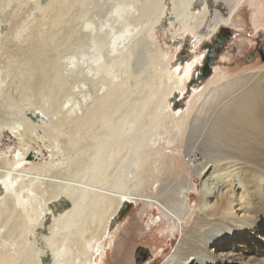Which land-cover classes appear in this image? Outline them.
Returning a JSON list of instances; mask_svg holds the SVG:
<instances>
[{
	"label": "bare ground",
	"instance_id": "obj_1",
	"mask_svg": "<svg viewBox=\"0 0 264 264\" xmlns=\"http://www.w3.org/2000/svg\"><path fill=\"white\" fill-rule=\"evenodd\" d=\"M194 1L186 0L181 9L180 0H145L143 6H139L140 14L138 12L136 19L147 23L154 19V24L166 23L170 30L180 25L183 36L193 35L195 48L201 39L210 38L225 25L245 0H216L214 9L205 5L199 13L187 8ZM95 2L0 0V138L5 130H11L22 140L41 139L50 155L46 157L41 146L28 145L23 146L14 162L7 158L0 160V264H97L106 253L104 239L114 233L111 226L118 223L119 212L133 200L155 206L164 217L176 225L182 224L189 213L188 195H166L162 193L163 186L157 193L145 194L137 187L161 176L160 171L154 170L157 160L153 157H161L163 149L152 152L148 147L139 158L134 146L127 159L112 160L121 150L118 135L123 134L119 128L127 123L124 121L126 113L132 115L129 137L135 141L149 139L152 133L148 126L157 118L168 120L162 140L173 143L183 135L186 154L196 155L189 162L190 169L202 181L197 217L173 252L160 264L229 263V253L215 255L216 244L225 235L234 236L240 222L250 220L248 216L240 218L236 209L250 213L251 202L264 197V68H252L234 76L214 70L207 80V94L197 108L194 105L198 91L192 87L194 97L192 95L189 110L194 109L195 113L189 120L183 110H173L174 103L168 102L176 92L185 95L192 76L190 61L178 65L182 77L175 75L171 62L179 50L176 47L175 54L166 59L162 68L166 78L164 90L161 91L152 78L139 89L142 106L148 108L150 115L161 104L169 112L163 117H159L160 114L149 116L148 124L133 110L136 102L129 108L125 106L124 100L130 96L128 88L125 84L124 88L122 84L119 86L113 66L107 68L106 74L99 75L102 59L108 58L102 49L95 50L83 67H74L78 57L85 55L84 43L88 38L99 41L98 35L85 30L89 23L84 25L81 21L86 16L82 18V14L89 12ZM128 2L131 1L125 0V6ZM121 4L124 5L122 1ZM157 8L160 14L155 16ZM32 9H38L39 14L35 11L33 16ZM129 27L123 31L126 34H114L112 42L124 38L120 41L123 43L131 37L133 29ZM134 39L137 38H131L132 46H124L133 47ZM69 42L81 47L77 49L82 52L65 55L64 45ZM153 62L147 69L153 67ZM93 66L96 71H92ZM89 73L98 77L92 78L91 83L100 86L95 93L92 91L85 107L80 106L82 112L77 110L79 113H76L74 108L69 109L70 105L66 108V103L76 91H73L75 83L86 81ZM17 90L23 93H20L24 96L20 97L22 101L14 95ZM155 95L157 99L153 101ZM167 95L170 96L167 98ZM16 101L23 106L21 111L15 108L16 113L20 112L18 116H14L15 110L13 108L12 112L10 107ZM202 113L205 116H201ZM43 131L48 132L43 134ZM54 138L57 141H53ZM188 189L191 186L184 185L179 191ZM176 202L180 207L174 210ZM37 205L40 206L38 213L31 211ZM215 216L218 217L214 219ZM28 233H34V241L27 239ZM5 243L9 245L7 248L1 245Z\"/></svg>",
	"mask_w": 264,
	"mask_h": 264
},
{
	"label": "rangeland",
	"instance_id": "obj_2",
	"mask_svg": "<svg viewBox=\"0 0 264 264\" xmlns=\"http://www.w3.org/2000/svg\"><path fill=\"white\" fill-rule=\"evenodd\" d=\"M95 1L96 2L91 5L92 11L90 10L89 11L90 13L89 12L83 13L81 17L84 18L83 16L85 14L86 16L84 19L81 18L80 19L81 21L84 22V25L86 24V22L89 23V25L90 23L92 24L90 25V27L89 25L86 26V28L88 27V29L85 28V30L93 33L92 34L93 36L98 35L99 41L96 40L97 43L95 41L94 43L92 41L94 38L93 36H91L93 37L91 38V41H89L90 37L88 38V41L84 43V48L86 47L85 55H82L83 57L82 56L78 57L79 59L76 60L77 65H75L74 67L75 68L83 67L86 63V62L84 63V61H86L87 58H89L94 52L102 49L101 52L103 53V55L104 54L108 55V58L102 59V65H103L102 67L96 66L98 67V71H100L99 75L106 74L107 68L110 69V67L113 66L117 76L115 80L119 83V86L120 84H122L121 85L122 88H124L123 87L124 84L128 86V87L126 86V88H128L127 93L130 96L127 97V100H124L125 101L124 104L127 103L125 104V106L129 108L133 102H136L133 110H137L140 120L141 121L143 120V122L145 121L148 124L151 121L149 119L150 118L149 116H153V115L159 116L158 114H160L159 117H163L164 115L169 113L167 108L165 106L163 107V105L161 104L158 106V108L155 109L154 114L150 115L148 108L142 106L143 99L141 97L139 98V96H141L140 90L142 89L143 86H146L148 84L149 79L151 78L154 81V83L160 85L161 91L164 90L166 78H164L162 74L163 72L162 68L165 67L166 59L169 58V56L171 57L172 55L175 54L176 47H179L178 48L179 50L176 53V57H174L173 61L171 62L172 64L171 66L176 71L175 75L180 77L183 76L181 69H179L180 67H178V65L179 64L181 65L182 62L180 61L177 63L176 61L178 58L177 56H179V52H181L185 43H187L186 48L188 49L189 52V55L187 58H185V61L188 60L192 62L193 64L192 65L193 68L191 70V75H192V71L196 70L197 66L201 62L200 60H202L203 58L202 54L203 52H205L202 48L204 44L203 42H205V40L209 41L211 38L201 39V42L194 48V43H193L194 38H192L193 35L187 33L185 34L186 36L185 35L183 36L180 25L175 26L173 27L174 28L173 30H170L169 28H167V25L165 26L166 23L160 22L159 24L156 23L154 24V19L153 21L151 19V21L148 23L140 19L137 20L136 18L140 14V9H141L140 7L143 6L145 0H129L131 2L126 3L127 4L126 6H125V0H112V1L108 0L110 1L109 3H107L106 0H100V2H98L99 0H95ZM102 1L105 2L104 5L101 4ZM121 1L122 3H124L123 5L124 8L121 4ZM132 1H134L135 4L132 3ZM263 2L264 0H245L241 4L242 6L240 5L241 7L240 6L237 7L236 11L233 13L234 15L232 14L231 19H229L228 22L225 25H223V26H228V29L232 32L231 33L232 35L231 38L228 40L224 49L221 51L219 59L215 62L214 70L225 71L228 73V75L234 76L239 73L243 74L242 72L245 73L248 70H253L252 68L254 69L264 68V58H261V56L256 53V49H254L256 47V38L264 37V3ZM101 5L104 6V8L102 7L104 12L102 8H100ZM158 9L159 8L155 10V16H158L160 14ZM34 10L36 12L33 11V9L31 10L33 16H35L34 15L35 13L36 15H38L39 10L38 9L37 10L34 9ZM118 14L119 16H117ZM127 23L130 25L129 28L133 29V31L130 32L132 33L131 37L124 40L123 43H120V41L123 40L124 38L118 39L115 43L112 42L111 38L114 34L116 35L126 34V32L123 33V31L125 30V27L129 26ZM90 28L92 30L89 31ZM260 32H262L263 35ZM133 37L137 38L134 39V46H133L134 48L128 47L131 45L132 43L131 38ZM69 43L67 45H64L65 51H67L64 52L65 55L66 53L68 54L72 53L71 55L73 56L74 54H78L82 52L80 51L81 47H79L77 44L73 42H69ZM92 43L95 44L98 47V49L97 47L95 48ZM125 44H127L128 46L125 47L124 46ZM77 48H79L80 50H78ZM129 48L130 49L132 48L133 51L129 50ZM72 49H74V51H72ZM249 52H253L254 56H250ZM65 58L66 60L65 59L63 60L67 61L68 57L65 56ZM83 58H85V60ZM151 58H154L153 60H155V63L153 62V60H151ZM151 61L154 63V65L151 69H147ZM69 65L71 66L70 63ZM92 71H96L94 66ZM92 78L98 79V77H94L92 73H89V76L87 77L86 81L84 82L78 81L80 83L78 82L75 83L76 85L75 87L77 88L74 87L73 91L74 90L76 91H74V93L71 94L70 97H68L69 100L66 103V106L67 105L68 106L66 108H69L70 105L71 107L69 109L74 108L76 113H79V111L80 113L82 112L81 107L82 108L85 107V105L91 100V94L95 93L100 86V84H95V85L92 84L91 83ZM118 83H114V85H118ZM208 84L209 83L207 82L206 79L205 81L200 82L198 85L195 86L199 94V95L197 94V96L195 97L196 99L195 101L197 102L194 106L196 108L200 105L205 94H207ZM99 92L101 91L99 90ZM20 93L23 94L20 90H17L16 92V94L18 95L17 97L14 91V95L16 99L18 98V101L19 100L22 101L21 98L24 97L23 95L20 96L21 95ZM85 95L86 98L84 99ZM88 95L90 98H88ZM192 95L194 97L193 92L192 91L188 92L187 90L184 95L185 104L179 107H174V105H172L173 110H177V109L183 110L189 120L191 118L190 116L191 115L193 116L195 113L194 109L193 111L189 110L190 109L189 103L192 101ZM169 96L170 95H167V98ZM156 99H157V95L152 97L153 101ZM18 101H16L14 105L10 106L12 110L13 108L14 110L15 108H17L16 110L21 111L23 106L20 105ZM71 101H73L72 102L73 105L75 103V106H78L77 109H75L76 108L75 106H72ZM86 101L88 102L86 103ZM170 101L171 98L169 97L168 102ZM78 103H80L81 105ZM18 105L21 108H19ZM79 107L80 109H78ZM14 110L12 112H14ZM16 110L14 112V116H18L17 113H20L19 111H17L16 113ZM125 116L127 117L124 121L127 120V123L124 122L123 123L124 126L122 125V128H119V130H121L123 134L118 135L119 136L118 144L121 150L115 153V156H113L112 160L116 161L118 158L121 159L123 157L124 159L125 158L127 159L130 154L129 152L131 147L134 146H135L134 148H136L139 152V156H138L139 158L145 153L148 147L150 148V150H152V152H156L163 149L161 150L163 151L162 152L163 155L161 157L159 158L153 157L154 159L157 160L154 170L160 171L161 176H159V178L156 177L155 179L146 181L145 183L137 187L139 190L142 191V193L145 194L157 193L161 186L164 187L162 193L166 195L169 194L170 196L172 195L171 193H174L172 197L175 195L178 196L180 194L181 196H183V194L185 193L189 197L188 204L186 205L189 213L186 215L182 224L179 225L177 223L176 225V223H173L172 220L164 217L161 211L158 210L155 206H148L141 200L138 202H135V200L131 201V206L128 207L121 216L120 215L118 216V223L117 224L113 223V226H111V229L113 230L114 233L111 234L112 235L111 238L109 237V239L108 238L104 239V244L106 245V253H104L102 258L100 256V258L97 260V264H138V262H140V264H160L166 258L167 255L173 252L175 247L179 244L186 229L193 224L192 222H194L195 217H197L196 214L200 202V190L202 187L201 184L202 181L190 169L189 166L190 165L189 162H191L192 158L194 159L196 155L191 154L188 156L186 154L187 145L183 142V135H182V139L181 136L175 138L173 143L172 142L168 143L169 141L168 139L167 141L162 140L163 130L168 128V123H169L168 120L164 118L162 119L157 118V120L154 123L148 126V131H151L152 133L151 136L147 141L142 142V140L135 141L133 138L129 137V134L131 133V129H132L133 120L130 117L132 116L131 113H126ZM201 116H205V115L202 113ZM188 119H186V122ZM165 123L167 127L164 128ZM47 132L48 131L45 132L43 131L42 133L45 134ZM30 139L26 138L25 140H22L14 133L12 134L11 130H5L4 134L0 138V160L2 158H7L9 161L14 162L13 159L17 156V154L23 150L22 148L28 145H32V147L35 148H39L41 146L43 151L46 153V157L50 156L49 152L44 148L43 140L41 139L30 140ZM55 139L57 138H54L53 141H57ZM157 139L160 142L157 143L158 141ZM122 144L123 146H121ZM71 153L72 155L75 154L74 149L71 150ZM36 161L37 160H35V162ZM109 180H111L110 177ZM184 185L191 186V189H188L186 191L183 190V192L181 193L179 191V188L183 187ZM34 202L36 203V201ZM41 203L42 201H40L39 205ZM177 203L178 202L174 204V210L179 209L180 207L179 204ZM251 203H252V211L250 213L248 212L246 213L244 212V210L236 209L238 211V216L240 218H244L248 216L251 217L250 220L240 222L237 225L239 229H237L234 232L235 233L234 236L225 235L222 238V240L219 241L215 246L216 247L214 251L215 255L225 256L227 253H229L227 254V256L228 259L232 262L229 261V263L226 262L224 264H264V197L259 198ZM39 205L34 207L35 210L34 208H32L31 211H35L36 213H38V211L40 210ZM217 217L218 216H215L214 219H216ZM11 222L12 221H10V223ZM206 225L208 226V224ZM37 233L40 234L39 232ZM33 234L34 233L32 234L28 233L27 235L28 237L27 239L30 242L31 240L34 241ZM0 236L2 235L0 234ZM1 245L4 248L6 246L7 247L9 246L7 243ZM14 249L16 248L13 247V250ZM122 254H124L125 256Z\"/></svg>",
	"mask_w": 264,
	"mask_h": 264
},
{
	"label": "flooded vegetation",
	"instance_id": "obj_3",
	"mask_svg": "<svg viewBox=\"0 0 264 264\" xmlns=\"http://www.w3.org/2000/svg\"><path fill=\"white\" fill-rule=\"evenodd\" d=\"M232 32L228 29V26H221L210 38V40H205V42H203V50L205 52H203V58L200 62V64L197 66L196 70L192 72V80L190 79V81L188 82L189 84H187V90L188 92H191L192 87H195L196 85H198L200 82L205 81L206 79L208 80L214 73V64L215 62L219 59L221 51L224 49V47L226 46L228 40L231 38V34ZM262 35L263 33L260 32ZM187 47V43L184 44L181 52H179V56L177 58V63L178 62H182V64L180 66H182L183 64H185V58L188 57L189 52ZM256 49V53L259 54L261 56V58H264V37H257L256 38V47L254 48ZM254 51V50H252ZM178 52V51H177ZM256 54V55H257ZM250 56H254L253 52H249ZM198 70V71H197ZM175 97V95L172 96V99L179 103L183 102L185 104V99H184V95L181 96L179 94ZM179 96V97H178ZM173 102V103H174Z\"/></svg>",
	"mask_w": 264,
	"mask_h": 264
},
{
	"label": "water",
	"instance_id": "obj_4",
	"mask_svg": "<svg viewBox=\"0 0 264 264\" xmlns=\"http://www.w3.org/2000/svg\"><path fill=\"white\" fill-rule=\"evenodd\" d=\"M216 4H217L216 0H206V1L205 0H195L193 3L189 4L187 6V8L189 9L190 12L195 11V12L199 13V11L204 9L205 5L207 6L208 9L212 10L216 7ZM180 5H181L180 7L182 9L186 5V0H180ZM174 95L176 97L178 95V93H175ZM171 102H174V100L171 99ZM183 105H184L183 102H181V103H179L177 101L174 102V107H179V106H183ZM130 206H131V203H128L127 207L125 209H122L119 212V215L121 216L126 211V209ZM138 264H140V262H138Z\"/></svg>",
	"mask_w": 264,
	"mask_h": 264
}]
</instances>
